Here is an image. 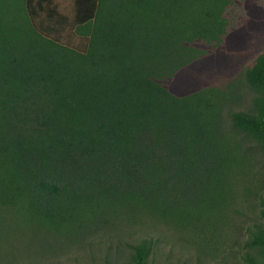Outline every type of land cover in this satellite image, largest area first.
Listing matches in <instances>:
<instances>
[{
	"label": "trees",
	"instance_id": "1",
	"mask_svg": "<svg viewBox=\"0 0 264 264\" xmlns=\"http://www.w3.org/2000/svg\"><path fill=\"white\" fill-rule=\"evenodd\" d=\"M261 16L264 0H0V232L16 219L70 233L128 210L215 236L239 159L220 105L176 70L199 46L248 42ZM246 79L253 109L231 124L264 152V52ZM254 221L238 264H264ZM153 245L133 243L125 264H153Z\"/></svg>",
	"mask_w": 264,
	"mask_h": 264
},
{
	"label": "rangeland",
	"instance_id": "2",
	"mask_svg": "<svg viewBox=\"0 0 264 264\" xmlns=\"http://www.w3.org/2000/svg\"><path fill=\"white\" fill-rule=\"evenodd\" d=\"M253 19L244 39L248 42L238 45L228 40L216 48L199 46L202 51L188 55L189 62L176 70V77L188 89L205 90L220 105L219 129L239 159L233 192L221 209L215 236L148 213L133 216L128 210L108 216V224L101 221L70 233L36 231L21 224L22 220L11 219L0 232V264H125L131 245L143 237L154 242L153 264L245 263L241 252L248 228L254 220H264L260 203L264 152L231 124V112L253 109L256 92L247 82L246 71L264 52V16Z\"/></svg>",
	"mask_w": 264,
	"mask_h": 264
}]
</instances>
